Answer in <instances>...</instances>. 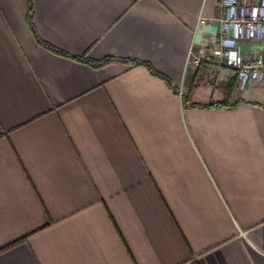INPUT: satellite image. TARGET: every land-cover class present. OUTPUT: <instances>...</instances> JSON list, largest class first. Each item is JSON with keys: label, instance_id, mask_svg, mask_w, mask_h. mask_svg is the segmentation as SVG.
Wrapping results in <instances>:
<instances>
[{"label": "crops", "instance_id": "0c3cea01", "mask_svg": "<svg viewBox=\"0 0 264 264\" xmlns=\"http://www.w3.org/2000/svg\"><path fill=\"white\" fill-rule=\"evenodd\" d=\"M222 14L214 0H0V264H264V84L188 69ZM231 85L233 108L186 106Z\"/></svg>", "mask_w": 264, "mask_h": 264}, {"label": "built area", "instance_id": "2783aa9c", "mask_svg": "<svg viewBox=\"0 0 264 264\" xmlns=\"http://www.w3.org/2000/svg\"><path fill=\"white\" fill-rule=\"evenodd\" d=\"M223 10L220 33L209 45L190 52L188 69L203 63L217 64L233 70L237 85L244 90L254 83L264 84V54L248 56L241 42L264 41V0H214ZM206 20H201L205 25Z\"/></svg>", "mask_w": 264, "mask_h": 264}, {"label": "trees", "instance_id": "16d2710c", "mask_svg": "<svg viewBox=\"0 0 264 264\" xmlns=\"http://www.w3.org/2000/svg\"><path fill=\"white\" fill-rule=\"evenodd\" d=\"M29 24L34 31V28H33V23H32V7H30V14H29ZM39 43L44 45L45 47L51 49L52 51L56 52V53H59L58 50L54 49V48H51L45 44H43V42L40 41L39 38H37ZM77 60H80V61H85L86 63L88 64H91L94 68H102L106 65H109L113 62H117L118 60H111V59H106V60H102V61H99V62H93V61H90V60H87V59H82V58H77ZM121 62V61H119ZM123 63H127L126 61H122ZM148 69L149 71L156 77H159L163 80H165V82L167 83V85L169 87H173L171 82L163 77L162 75L158 74L156 71H154L151 67L148 66ZM233 91H234V85H231L229 86L228 90H227V94H226V97L224 99V101L222 102H219V103H211V104H208V105H200V104H195V103H191L189 100L186 101V106L188 108H211V107H221V108H233L235 107L236 105H238V103H234V104H231V100H232V95H233Z\"/></svg>", "mask_w": 264, "mask_h": 264}]
</instances>
